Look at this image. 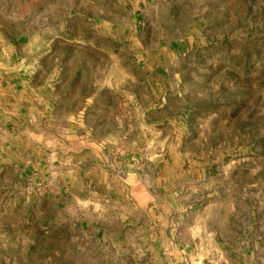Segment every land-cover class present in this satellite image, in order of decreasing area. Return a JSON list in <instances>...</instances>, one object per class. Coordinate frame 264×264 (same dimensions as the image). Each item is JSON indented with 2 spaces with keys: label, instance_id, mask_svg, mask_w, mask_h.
<instances>
[{
  "label": "rangeland",
  "instance_id": "1",
  "mask_svg": "<svg viewBox=\"0 0 264 264\" xmlns=\"http://www.w3.org/2000/svg\"><path fill=\"white\" fill-rule=\"evenodd\" d=\"M0 0V264H264V0Z\"/></svg>",
  "mask_w": 264,
  "mask_h": 264
},
{
  "label": "crops",
  "instance_id": "2",
  "mask_svg": "<svg viewBox=\"0 0 264 264\" xmlns=\"http://www.w3.org/2000/svg\"><path fill=\"white\" fill-rule=\"evenodd\" d=\"M133 6H134V13L139 14V7L143 4L142 0H133Z\"/></svg>",
  "mask_w": 264,
  "mask_h": 264
}]
</instances>
